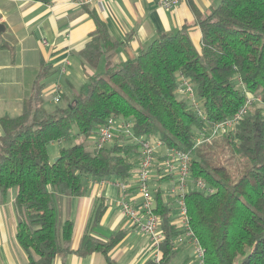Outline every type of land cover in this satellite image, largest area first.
<instances>
[{
	"label": "trees",
	"instance_id": "obj_1",
	"mask_svg": "<svg viewBox=\"0 0 264 264\" xmlns=\"http://www.w3.org/2000/svg\"><path fill=\"white\" fill-rule=\"evenodd\" d=\"M192 10L201 33L199 49L185 25L175 34L160 35L119 65L108 55L118 44L91 14L96 29L80 57L95 69L106 56L104 72L89 77L71 103L47 110L42 95L51 70L42 66L21 115L0 119V195L16 191L15 238L28 264H53L73 252L107 255L119 234L101 241L85 233L77 249L70 248L73 223L58 220V198L82 197L92 181L128 180L138 166L137 140L151 137L167 149L189 153L190 178L202 179L213 189L212 194L190 189L185 198L204 264H264V0H220L205 17ZM180 76L191 83L205 120L178 97ZM244 90L259 96L261 103L239 120L234 132L218 135L241 163L236 174L203 152V143H195L205 128L237 114ZM111 118L130 120L132 137L116 134L112 145L92 151L83 143L61 147L56 161L49 158V145L77 137L94 141ZM161 195L160 189L154 191V212L165 235L162 263L168 264L172 239L181 231L171 225V210ZM103 212L99 206L92 226Z\"/></svg>",
	"mask_w": 264,
	"mask_h": 264
},
{
	"label": "crops",
	"instance_id": "obj_2",
	"mask_svg": "<svg viewBox=\"0 0 264 264\" xmlns=\"http://www.w3.org/2000/svg\"><path fill=\"white\" fill-rule=\"evenodd\" d=\"M74 1L56 0L43 4L33 0H0V119L21 115L23 101L30 95L42 66L51 70L42 95L45 108V104L50 107L54 103L55 84L61 88L59 103L68 104L89 77L104 72L106 56L100 58L95 69L84 64L80 57L96 29L91 14L105 26L111 41L118 44L108 55L112 64L119 65L135 58L160 35L175 34L185 25L192 44L199 49L201 33L192 6L201 17H205L220 2L182 0L173 10H165L161 7L162 0H103L83 7L74 5ZM62 142L56 143L58 147ZM164 151L157 156L153 166L150 188H154L153 197L156 189L161 190L162 201L171 210L170 223L181 231L178 237L183 235V231L176 217L174 199L167 192L174 177L162 178L159 171ZM131 183L126 199L139 206L141 199L134 181ZM15 194L12 189L4 196L0 195V264H28L26 253L15 238ZM120 197L115 181L111 180L103 184L88 183L82 197L58 198L60 221L73 223L70 248L74 251L85 233L101 241H108L116 234L120 236L106 256L98 252L84 256L73 252L56 259L53 264H109L107 258L116 264L150 262V241L121 214L117 204ZM99 206L104 208V212L99 223L92 226ZM176 237L172 239L173 255L168 264H196L192 242L185 238L182 243H177L174 241Z\"/></svg>",
	"mask_w": 264,
	"mask_h": 264
},
{
	"label": "built area",
	"instance_id": "obj_3",
	"mask_svg": "<svg viewBox=\"0 0 264 264\" xmlns=\"http://www.w3.org/2000/svg\"><path fill=\"white\" fill-rule=\"evenodd\" d=\"M103 0H75L74 5L78 7L93 5L102 2ZM182 0H162L161 7L165 10H173L180 4ZM64 71L62 70V74ZM238 84L241 86V82ZM177 95L179 98L186 100L190 105L191 110L198 118L205 120L200 104L196 99L194 89L191 83L183 76L179 77L177 87ZM55 96L53 101L59 103L61 88L59 84L54 85ZM244 104L239 109L237 114L231 119L218 122L201 131L196 139L195 147L204 143L217 135L228 132H234L236 125L246 114H248L252 107L261 103L259 96L244 90ZM132 124L125 120L108 119L105 125L101 126L94 139L95 149H101L108 143L112 142L114 132L123 134L127 137H132ZM138 166L133 179L126 181H115V185L119 189L120 199L118 206L121 214L129 221L130 225L136 228L143 236L147 237L151 244V262L153 264L162 263L161 244L165 240V235L160 227V219L155 214V201L153 191L150 188V179L153 166L155 165L157 150L164 148L162 160L159 162V171L161 177H174L170 187L167 189L168 194L174 199L176 205V217L180 220L183 235L174 239L177 243H182L185 238H188L195 248L196 264H204V251L193 231L190 228L189 216L185 203L186 195L190 189H195L204 194H212L213 189L208 186L202 179L190 178V155L174 149H167L160 141L151 142L150 139H138ZM111 180H100L101 184ZM134 181L136 185L137 194L141 199V204L135 206L132 202L126 199V192ZM173 246V245H172Z\"/></svg>",
	"mask_w": 264,
	"mask_h": 264
},
{
	"label": "rangeland",
	"instance_id": "obj_4",
	"mask_svg": "<svg viewBox=\"0 0 264 264\" xmlns=\"http://www.w3.org/2000/svg\"><path fill=\"white\" fill-rule=\"evenodd\" d=\"M63 105H64L63 103H55L54 102L49 107L47 104H45L46 108H51V109L56 107V106H63ZM255 108H256V106L252 107L250 111L252 112ZM127 122H130V120ZM76 132H77V129L73 128L72 133L76 134ZM116 134H119V133L114 132V137L116 136ZM113 141L114 140H112V142L108 143L106 146L112 145ZM150 141L155 142V141H157V138L151 137ZM77 143H83L85 145L86 149L89 151H92L94 149V141L93 140H91V139L85 140L81 137H77L75 140H71V141L67 140V141L62 142L60 147H58V145L56 143L49 145L47 147L48 156H49V158H52V160H54L57 157V155L59 153V149L61 147H68V146H71V145H74ZM200 148L203 152H210L211 154H213L214 155L213 157L215 158V160H218L220 163H222L226 166H229L233 171H235L236 174L240 172V170H241L240 161H238L237 157L232 154L231 149L229 148V146L226 145V143L222 139V137L217 135V136H215L209 140H206L205 143H203V145L200 146ZM163 149L164 148H159L157 150V153L158 154L162 153ZM151 180H152V177L150 179V187H151ZM151 190L153 191L154 188L152 187ZM57 213H58V215H57L58 220L60 221L59 206H58Z\"/></svg>",
	"mask_w": 264,
	"mask_h": 264
},
{
	"label": "water",
	"instance_id": "obj_5",
	"mask_svg": "<svg viewBox=\"0 0 264 264\" xmlns=\"http://www.w3.org/2000/svg\"><path fill=\"white\" fill-rule=\"evenodd\" d=\"M0 30H1V28H0ZM57 160V158L55 159V161Z\"/></svg>",
	"mask_w": 264,
	"mask_h": 264
}]
</instances>
